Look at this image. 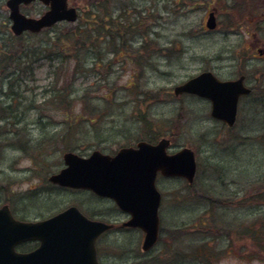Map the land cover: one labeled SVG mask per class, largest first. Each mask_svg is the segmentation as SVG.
Wrapping results in <instances>:
<instances>
[{
    "label": "rangeland",
    "instance_id": "1",
    "mask_svg": "<svg viewBox=\"0 0 264 264\" xmlns=\"http://www.w3.org/2000/svg\"><path fill=\"white\" fill-rule=\"evenodd\" d=\"M115 1L117 15L123 12L125 21L133 22L131 10L141 9L143 17L131 29L132 44L128 49L119 47L116 59L104 54L94 66V54L104 52L93 51L81 61L86 65L76 69L67 57L74 54L70 46L60 47L62 61L43 57L58 54L55 46L46 44L45 51L39 50L38 44L48 42L59 29L86 20L90 9L94 11V4L87 0H68L77 9L76 21L60 22L49 31L24 38L22 47L12 46L23 49V54L27 49L29 55L21 65L23 73H17L10 88L4 86L1 92L21 96L14 99L15 104L20 100L18 111L31 109L17 112V119L23 117L19 139L0 137V205L11 196L10 206L17 216L31 220L75 204L88 216L117 226L125 219L106 199L58 189L46 180L63 166L65 151L56 133L69 126L66 112L48 101L50 95L67 88L62 91L72 89L71 96L81 97L86 91L88 104L78 100L69 106L80 118L94 119L70 124L80 125L84 132V137L79 133L66 137L76 146L75 152L88 155L96 149L112 154L153 136L169 137L171 151L188 146L196 152L197 177L192 187L180 179L159 176L156 181L162 193L161 226L180 228L178 239L169 245L162 234L161 241L144 254L139 231L117 228L101 244L105 249L108 243L115 254L108 263L132 264L146 257L154 259L153 264H264V53L257 54V49H264V0ZM44 9L37 1L22 6L21 12L38 17ZM211 10L217 25L208 31L204 24ZM7 17L5 0H0V44L8 42ZM202 70H211L219 78L246 75L252 93L240 100L233 127L212 119L207 102L174 96V86ZM43 101V107L32 108ZM3 125L0 121V132L8 131ZM27 139L22 151L20 142Z\"/></svg>",
    "mask_w": 264,
    "mask_h": 264
},
{
    "label": "water",
    "instance_id": "2",
    "mask_svg": "<svg viewBox=\"0 0 264 264\" xmlns=\"http://www.w3.org/2000/svg\"><path fill=\"white\" fill-rule=\"evenodd\" d=\"M34 0H7L11 30L15 35L23 31L38 32L58 21L73 22L76 9L67 6V0H41L49 9L33 18L19 11L21 3ZM209 29L215 27L210 12L206 21ZM175 94L193 93L210 100V115L227 125L234 124L239 97L250 92L243 84V76L234 80H219L212 72L204 71L174 88ZM167 138L157 143L139 141L135 147H122L114 155L92 151L87 157L74 152L62 155L64 167L48 180L60 186L87 189L110 198L130 218L123 226L139 228L144 236L143 251L157 241L159 229L158 207L161 195L156 188L157 172L193 181L195 154L189 147L167 153ZM111 224L93 221L76 207L42 221L15 220L7 205L0 207V264H70L72 253H87L94 259L93 241ZM39 241V246L28 253H17L15 245L23 241Z\"/></svg>",
    "mask_w": 264,
    "mask_h": 264
},
{
    "label": "trees",
    "instance_id": "3",
    "mask_svg": "<svg viewBox=\"0 0 264 264\" xmlns=\"http://www.w3.org/2000/svg\"><path fill=\"white\" fill-rule=\"evenodd\" d=\"M114 1V0H113ZM111 0H87L88 4H94V11L92 12V9H90V12L86 15V20H81L78 22V24L74 27L70 28H63L59 29L57 33L52 37V39H49L46 43H39L38 47L39 50L45 51L46 48H42L44 45L48 44L50 46H55V48L58 51V54L55 55H44L43 57H46L48 59H54L58 58L60 61L62 59L60 58L59 52L61 51V46L65 45V47H71L74 49V54H69L68 60L75 63V68L78 69L80 66H85L86 64L81 62L86 57V53L88 55L91 54L93 51H101L103 50L104 53H96L94 54V57L92 58V63L94 66H97V61L103 58L104 54H111L114 59L117 58V49L119 47L127 48L130 46V42L133 35L132 28L138 27L141 13V9L131 10L132 14L135 13L134 20L132 21H125L127 16L124 15L123 12H120L117 15V1L113 2ZM125 11L128 10V6L123 7ZM119 17H121L119 19ZM136 17V18H135ZM90 18V19H89ZM89 19V20H88ZM54 27V26H53ZM42 30L39 33L31 34V33H23L19 36H14L10 31H6V38L8 39V42L6 44H0V98L5 100H0V121L4 123V127H8V131H2L0 132V137H6L5 139H10L12 142L15 139H19V124L22 121L23 117H20L17 119V112L25 113V111H28L30 108H26L24 111H18V107L21 105L20 100H18L17 103H14V99L17 97H21L16 95L15 92H1L2 88L4 86L10 88V83L13 78H15L17 73L22 74L23 70L21 69V65L26 61L28 58L27 56L28 51L25 50L24 54L22 52L23 49L14 48L12 46H23L22 41L26 37H35L42 33L43 31H49ZM1 39V38H0ZM16 41V42H15ZM146 42H148V39H146ZM42 45V46H41ZM58 47V48H57ZM48 48V47H47ZM92 49V50H89ZM50 51V50H49ZM61 90H56L54 94L50 95V99L48 101L52 102L57 109L60 111L66 112L67 116L65 118V121L69 122V126L66 130H58L56 133L57 141L60 143H63L62 150L63 151H70L75 150V147L73 145V142L67 141L66 137L71 134L77 135V133L80 134V137H84V132L80 129V125H70L75 124L76 122L82 121V120H88L90 122H93V118H86L82 116L80 118V113H74L70 111L69 106H74L75 102H78V100H81V102L85 101L88 104L89 97L85 94L86 91L83 93L81 97L78 96H71L73 94L72 89L69 91V93H66ZM115 93L117 94V87L115 88ZM109 95V94H108ZM103 97L107 98V95L105 94ZM108 99V98H107ZM9 102H8V101ZM13 100V102H12ZM10 103V104H9ZM86 104V103H85ZM44 101L39 104L38 106H32L36 110L39 107H43ZM66 106V107H64ZM64 107V108H63ZM94 109V108H93ZM41 112V109H40ZM93 114V113H90ZM39 116L41 117V113H39ZM38 118V117H37ZM40 122V120H37ZM22 123V122H21ZM100 134L97 133L96 136H99ZM87 136V134L85 135ZM31 141V137L28 138ZM27 140L24 142H20L21 145L19 146L20 149L25 151L24 143H26ZM69 139V138H68ZM147 140L153 141L156 140L157 137L153 136L152 138H146ZM11 142V143H12ZM19 142H17V145ZM30 147V146H29ZM38 148V147H37ZM41 149V148H39ZM31 194H34L33 192H29ZM40 193V192H39ZM38 197V196H37ZM6 202L9 204L12 202L11 196L7 197ZM215 204H223L220 200H215ZM179 231L180 228H174L172 230L163 229L162 226L160 228V236L158 241H161L162 234H165L167 240L169 241V245H172L178 239L179 237ZM166 232V233H165ZM261 233V232H258ZM257 238V237H256ZM260 239L257 238V242L259 243ZM26 249H30L32 247V244H25L24 246ZM175 256H179V253L175 252ZM154 259H149L146 257H143L136 261L134 264H153Z\"/></svg>",
    "mask_w": 264,
    "mask_h": 264
},
{
    "label": "flooded vegetation",
    "instance_id": "4",
    "mask_svg": "<svg viewBox=\"0 0 264 264\" xmlns=\"http://www.w3.org/2000/svg\"><path fill=\"white\" fill-rule=\"evenodd\" d=\"M6 1L7 0H5V2ZM21 7H22V5L20 6V8ZM129 42H130L129 44H132L131 41H129ZM258 52L262 53V52H264V50L258 49ZM245 83L248 85L247 79H245ZM184 95L185 96H191L192 98H197V99L203 100L205 102H208L207 100H204L203 98H200V97H197L194 95H186V94H184ZM208 105H209V103H208ZM15 217L17 218V215H15ZM108 234L109 233H102L94 241V244H93V246H94V258H95L96 264H113L112 262L111 263L107 262V261H110L115 256V254L113 252H111V250L108 246V243L106 244V247H105L106 250L101 247V244L103 243L104 238ZM24 246H25L24 243L17 245V250L24 249L25 248ZM89 259H90V257L87 255V253H72V255L70 257V264H91V261ZM114 264H115V262H114Z\"/></svg>",
    "mask_w": 264,
    "mask_h": 264
}]
</instances>
